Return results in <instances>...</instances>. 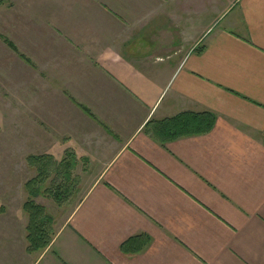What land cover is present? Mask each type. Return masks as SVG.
I'll list each match as a JSON object with an SVG mask.
<instances>
[{"label":"crops","instance_id":"crops-1","mask_svg":"<svg viewBox=\"0 0 264 264\" xmlns=\"http://www.w3.org/2000/svg\"><path fill=\"white\" fill-rule=\"evenodd\" d=\"M0 36L35 63V154L97 172L0 264H264V0H0Z\"/></svg>","mask_w":264,"mask_h":264},{"label":"rangeland","instance_id":"rangeland-1","mask_svg":"<svg viewBox=\"0 0 264 264\" xmlns=\"http://www.w3.org/2000/svg\"><path fill=\"white\" fill-rule=\"evenodd\" d=\"M0 37L5 42L0 39V230H19L22 233L27 230L28 214L23 206L32 200L55 219L50 226L54 232L56 220H60L82 198L97 172L88 170L86 160L73 151L65 150L56 157L35 154V144L44 142L43 136L36 134L33 117L40 111L39 107L42 110L44 107L39 101L36 105L31 96L32 72L27 65L35 67V63L14 48L9 37ZM41 167H47L48 172L40 175V191H47L30 197L26 184L38 177ZM57 192L60 200H57ZM25 244L27 247V240ZM23 245L18 254L27 264L33 256H29ZM3 247L0 245V259Z\"/></svg>","mask_w":264,"mask_h":264},{"label":"trees","instance_id":"trees-1","mask_svg":"<svg viewBox=\"0 0 264 264\" xmlns=\"http://www.w3.org/2000/svg\"><path fill=\"white\" fill-rule=\"evenodd\" d=\"M173 121H176V127L172 125L170 126L174 129L176 128V136L201 133L209 130L212 126V116L207 113L189 115L187 118L181 115L170 120V122ZM43 172H48L47 167H41L38 171V177L27 182L26 186L30 197H36L47 191H40L42 183L40 175H42ZM58 194L59 193L57 192L56 197L57 200H60ZM23 209L28 214L27 239L29 244L27 250L35 251L45 248L51 240L50 226L52 224V217L46 214L43 206L32 200L25 202Z\"/></svg>","mask_w":264,"mask_h":264}]
</instances>
